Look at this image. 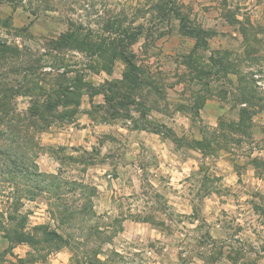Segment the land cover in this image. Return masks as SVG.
<instances>
[{"label": "rangeland", "instance_id": "obj_1", "mask_svg": "<svg viewBox=\"0 0 264 264\" xmlns=\"http://www.w3.org/2000/svg\"><path fill=\"white\" fill-rule=\"evenodd\" d=\"M0 43V264H264V0H0Z\"/></svg>", "mask_w": 264, "mask_h": 264}, {"label": "trees", "instance_id": "obj_2", "mask_svg": "<svg viewBox=\"0 0 264 264\" xmlns=\"http://www.w3.org/2000/svg\"><path fill=\"white\" fill-rule=\"evenodd\" d=\"M197 36H199V35L197 34ZM6 48H8V47L4 46V44L0 43V66L2 68L5 66V60H6V62H9L8 61L9 58L3 57V54H2V51L4 49H6ZM118 57H120L124 61H126L129 64V66L131 67L130 74H133L134 77L130 81V83L136 88V90H138L140 85L143 83V79L145 78V77L142 78V76L144 74L142 73V71L140 69H138L139 67H136L134 65V63L131 62L130 58L126 57L125 52L120 51L118 53ZM13 70H14L13 67L10 66V68L8 69V73L13 72ZM2 75H5V72L4 73L2 72ZM130 76L131 75H129L128 78ZM128 78H127V82L129 81ZM123 87L118 85L117 88H114L112 94L109 96V100L111 102H116V101L119 100V102H120L119 105H122V106L124 105L123 101L122 100L120 101V99H122V97L123 98L129 97V94H128V91H127L128 89H126V92L122 91ZM135 88L133 90H135ZM131 89H132V87H130L129 90H131ZM10 91H11L10 89H6V92H10ZM5 94H8V93H2L1 92V94H0L1 95V98H0V126H1V124L4 125L6 127V129H7V131H8V129L10 130L15 125L16 122L18 123L20 118L22 120H24L25 118H22V117H26V114L24 116H21V114H16L14 111L11 113L10 112V108H8V103H7L8 95H5ZM30 112L32 114H34L35 116H40V114L42 113L38 109L37 110L36 109H31ZM27 117H29V116H27ZM11 132H13V131L11 130ZM7 157H8L9 160H11V158H12L11 154H8ZM17 162H18V160H14L13 159L14 166L12 168L13 170H11L10 173L13 172L12 174H16L17 175V174H22L23 171H25V166L22 165V164L21 165H17ZM56 189H58V187H56ZM57 237L60 239V242H62V243L65 242V240H64V238L62 236L57 235ZM96 261L100 262L99 260H96ZM96 261L95 260H90V262H86V264H95ZM77 264H80V260H77Z\"/></svg>", "mask_w": 264, "mask_h": 264}, {"label": "built area", "instance_id": "obj_3", "mask_svg": "<svg viewBox=\"0 0 264 264\" xmlns=\"http://www.w3.org/2000/svg\"><path fill=\"white\" fill-rule=\"evenodd\" d=\"M257 84L264 90V75H256Z\"/></svg>", "mask_w": 264, "mask_h": 264}]
</instances>
